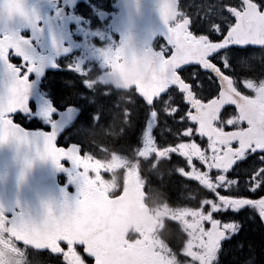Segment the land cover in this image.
Listing matches in <instances>:
<instances>
[{
    "label": "snow or ice",
    "instance_id": "1",
    "mask_svg": "<svg viewBox=\"0 0 264 264\" xmlns=\"http://www.w3.org/2000/svg\"><path fill=\"white\" fill-rule=\"evenodd\" d=\"M183 7L180 0H163L165 29L153 48V84L149 91H137L128 112L134 122L130 145L147 148L149 160L158 158V165L170 168L174 188L195 187L201 194L196 209L203 218L204 236L190 251L177 247L181 264H241L228 257L245 251L247 225L258 222L264 228V94L243 86L235 65L242 55L264 48V0H217L207 5L203 19H194ZM32 16L26 0L0 4V18ZM177 17L182 18L180 26L173 23ZM27 44L18 34L0 35V61L12 73L7 96L0 99V143L10 136L24 138L15 120L26 106L28 77L37 70L26 58ZM100 50L113 66L128 59L123 47ZM16 58L18 65L12 63ZM69 70L91 74L78 63ZM248 93L247 111H242L238 96ZM221 100L212 118L206 106ZM56 137L55 130L46 134L42 155L58 166L64 159L74 166V201L66 202L59 213L46 206L39 222L18 209L6 215L18 236L45 235L43 247L36 251L50 264H112L108 249L114 217L106 206L112 197L102 195L93 180L101 170L85 160L80 143L61 146ZM173 198L179 201L175 193ZM170 224L175 228L179 220ZM122 247L126 251L121 264H164L146 247ZM243 264H264V251L257 253L247 245Z\"/></svg>",
    "mask_w": 264,
    "mask_h": 264
},
{
    "label": "flooded vegetation",
    "instance_id": "2",
    "mask_svg": "<svg viewBox=\"0 0 264 264\" xmlns=\"http://www.w3.org/2000/svg\"><path fill=\"white\" fill-rule=\"evenodd\" d=\"M194 1L182 2L183 10L191 12L194 19H203L208 11L207 5L217 2L197 0L198 3L193 4ZM124 6H127L126 0H30L29 8H36L38 12V26L56 31L51 36L55 45H42L41 37H35L29 29L23 28L21 35L31 44L27 45L25 54L28 60V53L33 52L56 67L55 70H46L40 86L42 94L51 98L59 109L74 106L79 110L72 129L74 138L65 136L64 143L76 141L82 147L87 145L88 149L83 147L85 160L94 162L101 170L93 177L98 188L112 199L123 197L122 208L120 205L115 214L121 216V222L126 225L124 244L131 243L139 248L152 242L153 248L163 255L165 264H181L177 247H182L185 252L190 251L204 236L203 218L196 209V202L191 203L190 197L191 192L197 198L201 194L195 187L180 185L178 189L174 188L169 183L172 176L170 168L158 165V158L149 160L151 151L147 148L130 145L134 122L128 118V112L137 91L151 89L153 81L146 72L155 61L153 48L158 46L162 34L157 32L156 21L141 24L140 20L134 18V15L138 16L150 9L146 0H130L127 13ZM46 31L39 32L45 35ZM4 35H7L6 31ZM117 47H123L128 54V59L118 66L120 75L117 77L124 81L120 88L117 87L115 75L108 77L109 81H103L105 75L109 76L117 66L103 60L100 50ZM134 59L138 61V69L144 71L145 75L141 80L133 75L132 80L128 81L126 71L137 69ZM12 63L18 65L20 59L16 58ZM29 63L37 68L35 62ZM77 63L91 70V74L70 71L69 65ZM235 71L243 86L264 94L261 93L264 88V48L254 49L246 56L239 57ZM35 78L32 72L28 80L33 82ZM86 79L89 84L85 83ZM250 95L248 93L244 97L248 99ZM113 103L118 107L112 108ZM31 108L35 111V104ZM37 117L34 114L27 118L20 115L16 120L30 127L47 128L57 118L52 116L42 122ZM91 131L93 133L87 135ZM112 144H117L119 149L114 151L107 147ZM130 179L132 186L127 185ZM72 180L69 191L76 197L78 182L74 174ZM142 191L143 202L152 218L144 222L142 212L136 208L142 198ZM173 193L179 197V201L174 200ZM6 213L0 208V264H50L49 260L37 255L36 250L39 248L16 240ZM171 220H179V224L173 228ZM243 236L245 251L228 257L229 260H240L241 264L247 256V245H252L257 253L264 251V228L258 222L249 223ZM40 238L46 239L45 235ZM256 243L260 244L258 248ZM123 251L126 249L123 248ZM205 251L200 249L201 254Z\"/></svg>",
    "mask_w": 264,
    "mask_h": 264
},
{
    "label": "water",
    "instance_id": "3",
    "mask_svg": "<svg viewBox=\"0 0 264 264\" xmlns=\"http://www.w3.org/2000/svg\"><path fill=\"white\" fill-rule=\"evenodd\" d=\"M3 3V0H0V4H2ZM7 19L8 18H0V34L2 33V31L6 28V27H8L7 26ZM180 26V25H179ZM13 143V142H7V141H4V142H2V145H4V146H11V144ZM111 228H112V232H113V228H114V222H112V224H111Z\"/></svg>",
    "mask_w": 264,
    "mask_h": 264
},
{
    "label": "trees",
    "instance_id": "4",
    "mask_svg": "<svg viewBox=\"0 0 264 264\" xmlns=\"http://www.w3.org/2000/svg\"><path fill=\"white\" fill-rule=\"evenodd\" d=\"M259 245H260L259 243H256V245H255V246L258 248V247H259Z\"/></svg>",
    "mask_w": 264,
    "mask_h": 264
},
{
    "label": "rangeland",
    "instance_id": "5",
    "mask_svg": "<svg viewBox=\"0 0 264 264\" xmlns=\"http://www.w3.org/2000/svg\"><path fill=\"white\" fill-rule=\"evenodd\" d=\"M90 133H93V131H91V132H87V135H89Z\"/></svg>",
    "mask_w": 264,
    "mask_h": 264
}]
</instances>
